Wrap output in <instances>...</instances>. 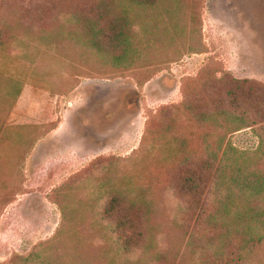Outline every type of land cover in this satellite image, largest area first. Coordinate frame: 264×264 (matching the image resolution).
Here are the masks:
<instances>
[{
  "label": "rangeland",
  "instance_id": "obj_1",
  "mask_svg": "<svg viewBox=\"0 0 264 264\" xmlns=\"http://www.w3.org/2000/svg\"><path fill=\"white\" fill-rule=\"evenodd\" d=\"M183 10L184 15H177L172 0H162L148 13L155 21L146 19L151 25L148 33L141 34L145 52L131 67L105 65L98 54L68 43L56 50L25 41L27 53L23 37L0 46V111L7 125L38 120L31 113L37 110L32 91L42 98L50 95L56 102L50 123L36 126L38 130L27 128L22 135H7L4 154L14 152L19 136L26 158L32 134L42 138L59 130L66 140L56 148L59 159L51 168L0 169V221L7 216L0 264H114L107 257L113 242L107 241L109 232L100 219L108 192L145 186L153 177L156 190L148 200L154 202L151 224L157 246L144 260L202 264L200 247L187 246L192 229L178 211L166 171L175 148L167 146L166 140H156L153 131L163 129L160 121L168 119L162 117V109L170 112L177 106L173 109L177 134L196 137L193 145L199 149L203 135L181 104L189 80L206 66L264 83V0H185ZM1 18L7 17L0 8ZM48 26V31L57 27ZM199 44L206 53H193ZM25 88L30 99L21 112L26 113L17 114V91ZM41 108L42 116L47 115L48 103L42 102ZM82 137L91 142L90 151L101 148L103 154L79 152L75 140ZM258 140L251 130L231 137L234 147L242 151L257 150ZM65 146L77 147L74 150L81 154L69 155L62 150ZM36 252L41 259L25 263ZM134 258L137 261L139 255ZM254 264H264V249Z\"/></svg>",
  "mask_w": 264,
  "mask_h": 264
},
{
  "label": "trees",
  "instance_id": "obj_2",
  "mask_svg": "<svg viewBox=\"0 0 264 264\" xmlns=\"http://www.w3.org/2000/svg\"><path fill=\"white\" fill-rule=\"evenodd\" d=\"M161 1L0 0L7 17L0 19V46L20 37L25 39L23 42L33 41L56 50L68 43L98 54L105 65L131 67L145 52L141 34L148 33L151 25L146 19L155 21L148 13ZM172 2L177 15H184L185 0ZM194 15L198 17V13ZM51 24L57 27L48 31ZM28 42L24 43L26 53ZM193 51L206 53L203 44ZM188 83L181 105L203 135L199 149L194 146L196 137L193 140L177 134L173 111L177 106L170 112V108L162 109V117L168 119L160 121L163 129L153 131L156 140H166L167 146L175 148L172 166L166 171L178 211L192 229L187 246L200 247L202 264H254V258L264 249V83L238 79L216 65L206 66ZM21 92L17 91L16 101ZM1 101H5L3 97ZM3 113L1 110L3 147L7 135L39 129L9 127ZM244 130L253 131L259 139L257 150L242 151L232 144L231 137ZM32 135L29 151L41 138ZM20 142L16 139L12 152L22 149ZM154 182L153 177L148 185L108 192L100 219L109 232L107 241L113 242L107 257L114 264H147L149 260L144 259L157 246L151 224L154 202L148 200L156 190ZM135 255H139L137 261ZM41 257L36 252L25 263Z\"/></svg>",
  "mask_w": 264,
  "mask_h": 264
},
{
  "label": "crops",
  "instance_id": "obj_3",
  "mask_svg": "<svg viewBox=\"0 0 264 264\" xmlns=\"http://www.w3.org/2000/svg\"><path fill=\"white\" fill-rule=\"evenodd\" d=\"M31 93L33 94L32 101L34 103L36 102V106H37V110L33 111L31 113H32V116H34V118H36L38 120L32 121L29 124H26L23 122L21 124H16L14 126H38L41 124L50 123L52 121L53 112L51 115V111H52L53 107L56 106V102H54L55 99L54 98L51 99L50 95L42 98V96L40 94H37L36 91H34V92L32 91ZM28 99H30V92H28V88L22 89L21 95L17 99V101L14 105L15 106L14 112L16 111L17 114L21 113L22 115H24L26 112L25 111L21 112V110H22L21 107L27 103ZM41 101L45 104L48 103L49 108H50L48 110L47 115H45V116L44 115L42 116V108H41L42 102ZM45 117H48V119L42 120V118H45ZM62 125H61V127H62ZM58 131L59 130H55V131L49 133L47 136L37 139V141L34 143V146L31 149L30 153L27 155V158L25 157L24 147L21 150L19 148H17V151L13 152L11 155H6L3 152L4 147L2 146V144H0V169L5 168L2 170V172H9L8 168H21V171H23V170H25L24 168H34L35 169L37 166L40 167V165L46 166L48 168H51L52 166L56 165L57 160L59 158L57 157L55 150L61 142L66 141L65 139H63L64 135L62 136V135L58 134ZM16 139L20 140L19 137ZM75 141L77 143V147L78 146L80 147L79 152H83L85 154H89L92 156L103 154V149H101V148L100 149L95 148L96 149L95 151H90L88 149V144L91 142L83 139V137L79 138L78 141H77V139ZM77 147L72 148V149H70V147H69L68 149H65V148H67V146H65L62 150H63V152H67L69 155H73V156H75L76 154L80 155L81 153H78L74 150ZM71 151H73V152H71ZM63 152H61V153H63ZM2 203H4V202H2ZM6 227H7V216L2 215L1 221H0V239L4 236Z\"/></svg>",
  "mask_w": 264,
  "mask_h": 264
}]
</instances>
